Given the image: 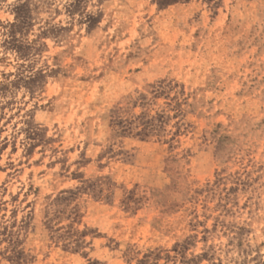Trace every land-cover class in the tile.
Masks as SVG:
<instances>
[{"label": "rangeland", "instance_id": "rangeland-1", "mask_svg": "<svg viewBox=\"0 0 264 264\" xmlns=\"http://www.w3.org/2000/svg\"><path fill=\"white\" fill-rule=\"evenodd\" d=\"M0 264H264V0H0Z\"/></svg>", "mask_w": 264, "mask_h": 264}]
</instances>
